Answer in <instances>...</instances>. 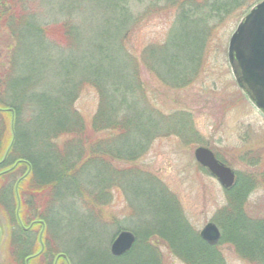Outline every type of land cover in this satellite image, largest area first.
<instances>
[{"label": "trees", "instance_id": "obj_1", "mask_svg": "<svg viewBox=\"0 0 264 264\" xmlns=\"http://www.w3.org/2000/svg\"><path fill=\"white\" fill-rule=\"evenodd\" d=\"M47 1L0 0V44L4 52V57H0V160L14 133L0 170L18 162L11 172L0 175V197H7L8 191L3 189L6 178L19 167L24 168V174L29 166L30 173L20 182L19 189L20 193L30 194L24 206L37 209L33 219L49 224L52 214L50 224H63L67 231L79 215V208L84 207V221L80 219L78 224L82 230H90L91 235L87 237L85 233L82 238L73 239L72 252L76 250L77 254L72 257L66 250L67 258L60 256L56 264H163V244L185 264H226L222 250L203 240L183 218L175 236L151 229L145 235H137L133 246L120 256L110 253L105 243L107 235L94 231L90 223L97 222L106 188L116 185L112 179L116 177L119 184L130 185L134 180L140 181L137 168L117 169L112 159L132 161L141 156L147 144L160 136L164 117L155 108L136 110L138 99H132L143 86L138 62L126 45L131 18L127 0H89L95 2H91L92 6L96 5L90 31L71 18L48 21L46 11L39 8ZM162 1L165 9H175L177 30L171 42L147 47L144 59L163 62L164 67L169 60L172 74L180 64L174 61L191 59H177L171 56V49L186 53L194 43L196 50L202 52L210 23H220L238 9L257 2ZM173 76L182 80L184 75L176 72ZM85 86L93 87L99 96L90 127L75 105ZM98 134L103 136L96 137ZM257 164V172L236 175L234 185L225 190L226 204L215 217L222 229L218 243L231 245L249 264H264V216L252 215L246 208L249 193L264 186V156L254 162ZM11 190L14 196V189ZM10 213L20 224L15 210ZM61 213L64 220L56 223ZM95 238L98 244L86 245ZM53 241H47L49 247L45 246L30 264H54L60 251ZM39 250L40 246L30 252L22 250V261Z\"/></svg>", "mask_w": 264, "mask_h": 264}, {"label": "rangeland", "instance_id": "obj_2", "mask_svg": "<svg viewBox=\"0 0 264 264\" xmlns=\"http://www.w3.org/2000/svg\"><path fill=\"white\" fill-rule=\"evenodd\" d=\"M260 1L254 2L253 6ZM91 2L48 0L44 3L45 6L42 3L39 8L41 12L46 11V18L50 22L71 18L85 27V31H90L96 9V5L92 6L94 4ZM164 4L162 0L159 3L155 0H127L131 18L127 27L126 45L138 62L139 78L143 86V90L138 91L132 99H138V103H135L136 110L155 108L163 114L164 119L160 136L147 144V149L141 156L132 161L112 159L117 169L137 168L140 181L134 180L132 185L119 184L114 177L112 180L116 185L106 188L105 202L99 209L97 222L90 224L101 236L107 235L105 243H108L109 248L117 233L122 230L132 232L136 241L137 235H145L154 228L157 229L156 232L160 230L170 237L175 236L174 231L181 228V218L200 236L209 223L217 224L215 217L217 211L226 204V191L196 161L194 151L197 147H209L237 174L242 175L257 172L259 166L254 165V162L264 156V115L239 88L227 57L232 32L253 6L238 9L220 23H210L211 29L205 37L202 52L196 50L194 43L186 53H176L171 49V56L177 59L189 56L191 59L188 62L180 59L174 61L180 64L173 74L178 72L184 75L181 80L180 77L176 79L169 70L172 66L169 60L164 67L163 62L154 63L144 59L147 47L171 42L177 30L175 9H165ZM2 47L0 44V57L3 58ZM98 104L96 90L85 86L75 105L88 127ZM98 136L103 134L96 135ZM6 150H10V145ZM23 171L24 168L19 167L3 182V189H7L8 193L7 197H0V227L3 233L0 264H26V260L21 259L22 250L30 252L40 246L41 242L43 251L45 246L49 247L47 241L51 240L57 242L60 253L67 254L64 252L67 250L74 257L77 253L76 250V254L72 252L75 249L73 239H80L85 233L87 237L91 235L90 230L84 231L78 224L84 218V207L79 208L78 216L72 214L75 221L68 226L67 231L63 224H50L52 214L49 224L42 219H33L37 215V209L28 204L24 206L29 201L30 194L20 193V189L17 192L15 187ZM85 175L83 178L87 181ZM11 188L14 189V196ZM246 208L252 215L264 216V186L256 187L249 193ZM12 209L20 224L15 222L14 215L10 213ZM20 212L26 213L22 215L24 218ZM63 217L64 214H59L55 219L56 223L63 221ZM217 226L222 236V229L218 224ZM94 240L86 245L99 243L97 238ZM216 245L222 250L226 264H249L235 253L231 245ZM160 249L163 264H185L170 252L168 246L163 244Z\"/></svg>", "mask_w": 264, "mask_h": 264}, {"label": "water", "instance_id": "obj_3", "mask_svg": "<svg viewBox=\"0 0 264 264\" xmlns=\"http://www.w3.org/2000/svg\"><path fill=\"white\" fill-rule=\"evenodd\" d=\"M227 57L239 88L264 114V0L254 5L237 24L228 41ZM194 156L223 187L229 188L233 185L235 172L218 160L211 149L199 146L195 149ZM220 235L215 223H209L201 231V237L210 244L217 243ZM1 239L0 227V242ZM134 241L135 235L132 232L120 231L110 245L111 254L122 255L131 248ZM61 256L66 258L65 254Z\"/></svg>", "mask_w": 264, "mask_h": 264}, {"label": "bare ground", "instance_id": "obj_4", "mask_svg": "<svg viewBox=\"0 0 264 264\" xmlns=\"http://www.w3.org/2000/svg\"><path fill=\"white\" fill-rule=\"evenodd\" d=\"M20 201V200H19Z\"/></svg>", "mask_w": 264, "mask_h": 264}]
</instances>
